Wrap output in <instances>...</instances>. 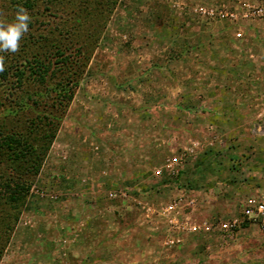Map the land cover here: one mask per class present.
<instances>
[{"label":"rangeland","instance_id":"obj_1","mask_svg":"<svg viewBox=\"0 0 264 264\" xmlns=\"http://www.w3.org/2000/svg\"><path fill=\"white\" fill-rule=\"evenodd\" d=\"M240 1L0 0V264H264V22L193 10Z\"/></svg>","mask_w":264,"mask_h":264},{"label":"built area","instance_id":"obj_2","mask_svg":"<svg viewBox=\"0 0 264 264\" xmlns=\"http://www.w3.org/2000/svg\"><path fill=\"white\" fill-rule=\"evenodd\" d=\"M194 13L208 20H225L230 23L264 22V0H242L238 5L225 7L224 5H198L193 8ZM248 219L258 220L264 228V202L248 200L244 209Z\"/></svg>","mask_w":264,"mask_h":264},{"label":"trees","instance_id":"obj_3","mask_svg":"<svg viewBox=\"0 0 264 264\" xmlns=\"http://www.w3.org/2000/svg\"><path fill=\"white\" fill-rule=\"evenodd\" d=\"M26 62H28V61H25V64L23 66L25 69L19 70L18 76L16 78L18 84H21V82H22L23 75H24L23 71H26L28 69L32 70L33 65L27 66ZM66 63H67V61H65L63 64H66ZM51 64L53 65L54 63L51 62ZM49 66H50V61H47L46 63L44 62L43 65H40V67L42 68V71H40L34 77L38 83L44 84V82L46 80L45 78L47 77V72L49 70ZM37 68H39V66ZM62 87H63V85H62ZM62 87L60 88V90L63 91L61 95H60V90L57 93H55V96H60V99H59L60 101H57V104L60 107V109L62 108V105L60 104V102H63V99L65 100L66 98L71 97V91H70L71 89H67V88L62 89ZM36 96H38V95H36ZM30 99L33 103L32 106L35 107L36 103H38L37 102L38 99H34L33 96H31ZM19 103H23V105L26 106V103L23 102L22 100H19ZM46 118L48 119V117H46ZM44 139H45V137L43 135H41L40 142H42ZM15 144L17 145V142H15ZM20 146L22 147V144ZM30 148H31V146H29L28 149L24 148V151L17 152V154L12 155V157L10 156L11 164H16V162H18L19 159L23 162H25L28 159V157L30 159L33 155L32 152H34V154H35V149L31 151ZM39 149H40V147H39ZM18 155L20 157H18ZM14 178L15 177H12L11 175L6 176L4 173V170L0 169V189L4 190V193L7 194L6 198H8V200H11V201L16 200V195L18 194L19 190L22 188V187L21 188L17 187L16 181L14 180ZM2 208L4 209V207H2Z\"/></svg>","mask_w":264,"mask_h":264},{"label":"clouds","instance_id":"obj_4","mask_svg":"<svg viewBox=\"0 0 264 264\" xmlns=\"http://www.w3.org/2000/svg\"><path fill=\"white\" fill-rule=\"evenodd\" d=\"M30 17L24 8H19L14 21L0 25V53H15L24 34L29 31ZM4 71V57L0 55V72Z\"/></svg>","mask_w":264,"mask_h":264}]
</instances>
